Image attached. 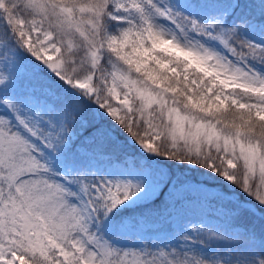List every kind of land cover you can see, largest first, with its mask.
Segmentation results:
<instances>
[{"label": "snow or ice", "instance_id": "obj_1", "mask_svg": "<svg viewBox=\"0 0 264 264\" xmlns=\"http://www.w3.org/2000/svg\"><path fill=\"white\" fill-rule=\"evenodd\" d=\"M0 264H264V0H0Z\"/></svg>", "mask_w": 264, "mask_h": 264}]
</instances>
